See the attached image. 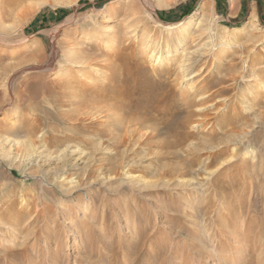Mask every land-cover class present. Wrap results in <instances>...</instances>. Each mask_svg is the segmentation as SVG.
<instances>
[{
	"label": "rangeland",
	"instance_id": "obj_1",
	"mask_svg": "<svg viewBox=\"0 0 264 264\" xmlns=\"http://www.w3.org/2000/svg\"><path fill=\"white\" fill-rule=\"evenodd\" d=\"M9 1L0 264H264V0Z\"/></svg>",
	"mask_w": 264,
	"mask_h": 264
},
{
	"label": "bare ground",
	"instance_id": "obj_2",
	"mask_svg": "<svg viewBox=\"0 0 264 264\" xmlns=\"http://www.w3.org/2000/svg\"><path fill=\"white\" fill-rule=\"evenodd\" d=\"M20 2V1H19ZM21 3V2H20ZM131 3V2H130ZM133 3H134V1H133ZM136 3V2H135ZM134 3V4H135ZM9 4H10V6H11V8L8 10V14L9 15H11V13L12 14H16L17 13V11H18V4H17V2H15L14 0H10L9 1ZM230 4L233 6L234 5V0H230ZM130 5L132 6V4H128L127 6H129L130 7ZM210 5H211V0H202L201 2H200V7L203 9V8H208V7H210ZM135 7V6H134ZM133 7V8H134ZM126 8V7H125ZM132 8V9H133ZM132 9H128L129 11H131ZM19 11H21V9L19 10ZM126 11V10H125ZM250 18H251V20H254V18H255V15H254V13H253V15H251L250 16ZM177 24H181V22H178ZM195 74H197V72H194L191 76H194ZM87 80V79H86ZM88 82H90V83H93V81L92 80H88ZM152 85L151 86H149L148 88V90H152ZM156 88V87H155ZM146 89V88H145ZM144 89V90H145ZM146 91V90H145ZM142 92V91H141ZM147 94V93H146Z\"/></svg>",
	"mask_w": 264,
	"mask_h": 264
},
{
	"label": "trees",
	"instance_id": "obj_3",
	"mask_svg": "<svg viewBox=\"0 0 264 264\" xmlns=\"http://www.w3.org/2000/svg\"><path fill=\"white\" fill-rule=\"evenodd\" d=\"M181 7H183L185 13H188L191 10V6L189 5V2L182 4Z\"/></svg>",
	"mask_w": 264,
	"mask_h": 264
}]
</instances>
